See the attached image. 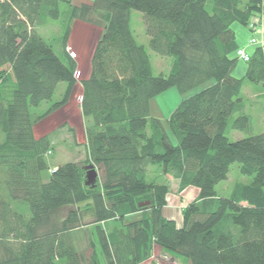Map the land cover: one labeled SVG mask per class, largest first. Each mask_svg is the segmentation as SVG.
Wrapping results in <instances>:
<instances>
[{"label":"trees","instance_id":"trees-1","mask_svg":"<svg viewBox=\"0 0 264 264\" xmlns=\"http://www.w3.org/2000/svg\"><path fill=\"white\" fill-rule=\"evenodd\" d=\"M61 1L58 54L37 28L60 17ZM132 8L143 13L148 47L171 57L167 73L154 74L136 41ZM256 13L264 15V0H0V264H142L155 245L185 264H264V129L251 133L240 95L245 79L264 86V44L250 52L243 76L233 74L241 59L232 24L248 27ZM76 19L101 27L89 74L79 80L66 51ZM208 80L165 121L150 113L162 91L183 94ZM60 82L61 98L36 112ZM77 83L87 162L100 171L93 184L71 161L43 179L50 138L34 135ZM231 130L248 135L230 140ZM234 161L251 180L219 196L215 185ZM164 175L178 191L198 189L179 223L164 215ZM80 227L87 258L72 239Z\"/></svg>","mask_w":264,"mask_h":264},{"label":"rangeland","instance_id":"rangeland-1","mask_svg":"<svg viewBox=\"0 0 264 264\" xmlns=\"http://www.w3.org/2000/svg\"><path fill=\"white\" fill-rule=\"evenodd\" d=\"M73 2L85 1V0H72ZM66 9V4L60 2L61 15L55 19H48L43 25L37 28L39 34L52 45L56 53L61 54V36L63 33L62 25L64 12ZM258 16H261L259 14ZM255 28H261L264 30V15L261 18H257ZM251 23V22H250ZM254 23V22H252ZM90 23L78 22L77 26H73L71 23V31L69 34V41L67 40L66 51L71 57L75 56V51L83 52L86 57L91 46L94 36L97 33V28L94 25H88ZM129 24L133 32V35L137 42L144 43L149 55L150 61L153 67L154 74L167 73L171 63L170 56L160 55L152 51L148 47V36L144 28L143 13L137 9H130L129 12ZM235 23H233L234 25ZM99 27V26H98ZM261 32V31H258ZM255 35V34H254ZM262 40V39H260ZM252 42V41H251ZM250 42V43H251ZM247 50V49H246ZM248 51V50H247ZM70 52H73L70 54ZM249 53L251 51H248ZM84 65L81 68V77L84 75L87 66V58L83 59ZM77 72V71H76ZM79 73V72H78ZM77 74V73H76ZM211 80H208L187 92L181 94L175 87H170L161 93L157 94L150 100V113L154 116L159 117L162 121H165L166 117L175 108L177 103L181 98L187 97L194 92L202 89L203 87L209 85ZM65 83L60 82L57 89L52 97L51 101H44L40 106L34 108L36 112L45 110L52 101L61 98L62 91L64 89ZM79 84H76L72 90V93L66 104L51 112L42 120L38 121L34 125V135L39 137L41 135L47 134L50 138V149L51 152L46 154L47 168L41 173L43 179H47L50 175L51 169L55 165H59L68 161L77 162L82 167L90 164L87 162V150L85 145V135L84 126L86 119L81 115L79 102L81 92L78 88ZM240 95L245 104V111L251 117L252 130L251 133H258L264 129V86L261 83H255L247 79L244 80ZM235 115V114H234ZM248 134L242 133L237 130H231L228 133L230 140H235L237 138L246 136ZM92 164V163H91ZM95 167V166H94ZM95 169L100 171L97 167ZM85 170V169H84ZM251 176L243 174L239 171V163L234 161L229 168L227 177L220 180L215 185V191L217 195L227 197L230 194L231 188L236 181L249 182ZM163 181H165L169 188V193L167 194V206L164 209V215L175 219L177 222L181 219V209L193 199L195 194H197L198 189L194 186H189L182 194L178 191L177 180L170 175H164ZM83 208V206H82ZM67 207L60 210V216L65 215ZM139 218V217H138ZM91 218L85 216L81 222L87 223ZM134 218L126 217V221ZM137 219V217L135 218ZM112 224L110 227L116 223L107 222V224ZM107 227V225H106ZM107 228V230L110 229ZM73 243L77 246L78 250L87 255L90 252V248L87 244L85 228L80 227L74 231L72 236ZM142 264H185L180 258L173 257L166 254L160 250V248L155 245L152 251V255L149 259L144 261Z\"/></svg>","mask_w":264,"mask_h":264},{"label":"crops","instance_id":"crops-1","mask_svg":"<svg viewBox=\"0 0 264 264\" xmlns=\"http://www.w3.org/2000/svg\"><path fill=\"white\" fill-rule=\"evenodd\" d=\"M86 1V0H85ZM87 1H90V0H87ZM260 13H256L255 15H253L252 17H251V20H250V22H254L255 24H256V21L255 20H257V18H261V17H263V14H261V16H258ZM78 22H81V23H85L86 24V22H83V21H80V20H74L73 22H72V25L73 26H77V23ZM88 25H92V24H88ZM94 25V24H93ZM250 25V24H249ZM93 27H95V28H97L98 30H97V33H96V35L94 36V38H93V41H92V46H91V48H90V50H89V52H88V54H87V56L85 57L84 55H83V52L82 53H80V51H75V56L73 57V59L75 60V62H76V71H78L79 72V76L81 75V68L83 67V66H81V65H84L82 62H83V59L84 58H87V66H86V71H85V73H84V75L83 76H81V77H78V75H75V77L79 80V79H83V78H85V77H87L88 76V74H89V71H90V58H91V55H92V52H93V49H94V46H95V44H96V42H97V40H98V38H99V35H100V32H101V27H98L97 25H94ZM232 28H233V30H234V32H235V39H236V43H237V45L238 46H244L248 51H252L253 49H254V47H256V46H261V45H263L264 44V30H261V28H258V26L255 28V30L254 31H251V28H250V26H248V27H245V26H242L241 24H239V23H235L234 25L232 24ZM258 31H261V32H258ZM70 33H72V31H70ZM255 34V35H254ZM255 37L256 39V41H254V42H252V43H250V39L252 38V37ZM70 37H68V39H69ZM260 39H262V40H260ZM69 41V40H68ZM144 44V43H143ZM246 66H247V64L245 63V62H243V61H241V60H238V62H237V65H236V67H235V69H234V71H233V74L235 75V76H238V77H240V76H243L244 75V72H245V69H246ZM77 84H79V83H77ZM78 88H79V90H80V92H81V86H80V84H79V86H78ZM67 103V102H66ZM65 103V104H66ZM169 116V114L167 115V117ZM166 117V118H167ZM55 166H57V165H55ZM189 187V186H188ZM188 187H186L184 190H182V191H180V194H182L186 189H188ZM197 194H195V196H196ZM195 196L193 197V198H195ZM141 216V212L140 211H137V212H133V213H131V214H128L126 217H131V218H138V217H140ZM177 222V221H176ZM180 222V221H179ZM179 222H177V223H179Z\"/></svg>","mask_w":264,"mask_h":264},{"label":"built area","instance_id":"built-area-1","mask_svg":"<svg viewBox=\"0 0 264 264\" xmlns=\"http://www.w3.org/2000/svg\"><path fill=\"white\" fill-rule=\"evenodd\" d=\"M255 23H250V28H251V31H254L255 30ZM256 38L253 36L251 39H250V42L252 41V42H254V41H256L255 40ZM251 42V43H252ZM70 54H72V56L74 55L73 54V52H70ZM235 54H236V56L239 58V59H241L242 61H244V62H246V61H248L249 60V57H250V53L246 50V48L244 47V46H239L237 49H236V51H235ZM77 72H75V74H76ZM80 98H81V96H80Z\"/></svg>","mask_w":264,"mask_h":264},{"label":"water","instance_id":"water-1","mask_svg":"<svg viewBox=\"0 0 264 264\" xmlns=\"http://www.w3.org/2000/svg\"><path fill=\"white\" fill-rule=\"evenodd\" d=\"M83 168L85 169V183L93 184L98 176L97 170L91 163L83 166Z\"/></svg>","mask_w":264,"mask_h":264}]
</instances>
